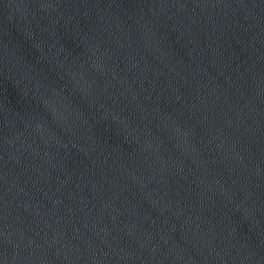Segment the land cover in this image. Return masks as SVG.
Returning <instances> with one entry per match:
<instances>
[{"label":"water","instance_id":"obj_1","mask_svg":"<svg viewBox=\"0 0 264 264\" xmlns=\"http://www.w3.org/2000/svg\"><path fill=\"white\" fill-rule=\"evenodd\" d=\"M0 264H264V0H0Z\"/></svg>","mask_w":264,"mask_h":264}]
</instances>
